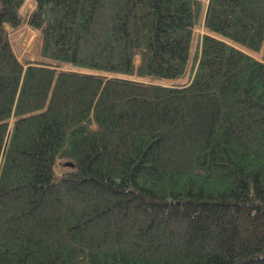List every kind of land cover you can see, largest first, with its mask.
Wrapping results in <instances>:
<instances>
[{
	"label": "trees",
	"instance_id": "16d2710c",
	"mask_svg": "<svg viewBox=\"0 0 264 264\" xmlns=\"http://www.w3.org/2000/svg\"><path fill=\"white\" fill-rule=\"evenodd\" d=\"M238 46L264 0H0V264H264V56Z\"/></svg>",
	"mask_w": 264,
	"mask_h": 264
},
{
	"label": "rangeland",
	"instance_id": "374dc122",
	"mask_svg": "<svg viewBox=\"0 0 264 264\" xmlns=\"http://www.w3.org/2000/svg\"><path fill=\"white\" fill-rule=\"evenodd\" d=\"M32 4L26 5L23 9V14L27 16L30 11L32 10ZM9 31L11 32V41L14 46L15 51L18 55H20L23 62L28 60H39L40 59V39H39V32L33 28H30L27 23L23 25L22 29H12L8 26ZM243 50L248 51L253 56L263 59L264 56V48L260 52L250 51L242 46H238ZM139 63V61H138ZM187 77L180 81L181 83L186 82ZM66 172V169L61 168L57 170L58 176L62 175Z\"/></svg>",
	"mask_w": 264,
	"mask_h": 264
},
{
	"label": "crops",
	"instance_id": "0c3cea01",
	"mask_svg": "<svg viewBox=\"0 0 264 264\" xmlns=\"http://www.w3.org/2000/svg\"><path fill=\"white\" fill-rule=\"evenodd\" d=\"M33 7V6H32ZM37 31V30H36ZM39 34V33H38Z\"/></svg>",
	"mask_w": 264,
	"mask_h": 264
},
{
	"label": "bare ground",
	"instance_id": "6f19581e",
	"mask_svg": "<svg viewBox=\"0 0 264 264\" xmlns=\"http://www.w3.org/2000/svg\"><path fill=\"white\" fill-rule=\"evenodd\" d=\"M36 30V29H35Z\"/></svg>",
	"mask_w": 264,
	"mask_h": 264
}]
</instances>
